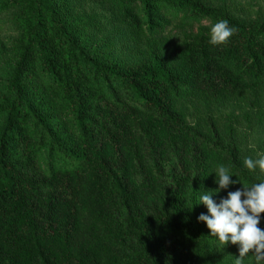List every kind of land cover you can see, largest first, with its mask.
<instances>
[{
	"label": "trees",
	"instance_id": "1",
	"mask_svg": "<svg viewBox=\"0 0 264 264\" xmlns=\"http://www.w3.org/2000/svg\"><path fill=\"white\" fill-rule=\"evenodd\" d=\"M236 16L213 0H0V264H233L196 204L218 165L264 180L242 163L264 129V17ZM220 19L236 31L213 46Z\"/></svg>",
	"mask_w": 264,
	"mask_h": 264
},
{
	"label": "clouds",
	"instance_id": "2",
	"mask_svg": "<svg viewBox=\"0 0 264 264\" xmlns=\"http://www.w3.org/2000/svg\"><path fill=\"white\" fill-rule=\"evenodd\" d=\"M235 31L227 20H217L209 29L208 43L213 46L224 44ZM242 163L250 172L264 173V152H257L256 158L246 156ZM213 173L218 187L198 196L196 205L203 204L207 209V214L201 213L198 221L205 223L210 235L224 247L228 244L238 246L239 256L234 258L233 264H244L246 257L249 264H264V229L258 227L261 213H264V180L245 186L239 178L230 179L236 175L224 165H218ZM238 182L243 185V190L229 191L226 198L218 203L214 201L213 196L219 191Z\"/></svg>",
	"mask_w": 264,
	"mask_h": 264
},
{
	"label": "rangeland",
	"instance_id": "3",
	"mask_svg": "<svg viewBox=\"0 0 264 264\" xmlns=\"http://www.w3.org/2000/svg\"><path fill=\"white\" fill-rule=\"evenodd\" d=\"M214 5L220 7H228L230 11H233L236 17L244 19L246 21H254L264 17V0H213ZM95 10L96 13H101L100 9L90 4L86 6L85 10L87 13ZM169 32V31H167ZM9 37L8 34L1 35L0 39L5 40ZM100 37H97V41ZM99 42V41H98ZM264 145V129L258 130L251 138L248 139L247 144L244 146L245 151L249 152L248 157L256 158L257 152H264L261 147ZM264 179V173L259 170L253 171ZM237 247V246H236ZM236 247H232L237 250Z\"/></svg>",
	"mask_w": 264,
	"mask_h": 264
}]
</instances>
